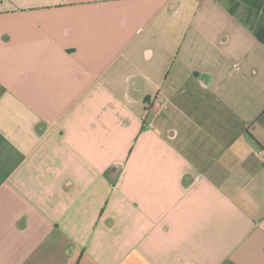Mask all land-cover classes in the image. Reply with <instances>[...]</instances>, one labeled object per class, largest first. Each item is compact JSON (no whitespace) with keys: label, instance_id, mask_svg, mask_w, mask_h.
Segmentation results:
<instances>
[{"label":"crops","instance_id":"1","mask_svg":"<svg viewBox=\"0 0 264 264\" xmlns=\"http://www.w3.org/2000/svg\"><path fill=\"white\" fill-rule=\"evenodd\" d=\"M250 36L221 0H0V264H264Z\"/></svg>","mask_w":264,"mask_h":264},{"label":"trees","instance_id":"2","mask_svg":"<svg viewBox=\"0 0 264 264\" xmlns=\"http://www.w3.org/2000/svg\"><path fill=\"white\" fill-rule=\"evenodd\" d=\"M231 15L236 16L264 45V0H224Z\"/></svg>","mask_w":264,"mask_h":264},{"label":"rangeland","instance_id":"3","mask_svg":"<svg viewBox=\"0 0 264 264\" xmlns=\"http://www.w3.org/2000/svg\"><path fill=\"white\" fill-rule=\"evenodd\" d=\"M221 3L223 4V6L227 9L228 11V8L224 2V0H221ZM229 12V11H228ZM236 17V16H235ZM237 18V17H236ZM238 19V18H237ZM252 35V34H250ZM255 36V35H254ZM253 36H250V39L252 40L253 38H251ZM250 40V61H253V59H258V58H261L264 54H263V51L264 50H257V48L255 47V41L256 40V37H254V39L252 40L253 42H251ZM259 49V48H258Z\"/></svg>","mask_w":264,"mask_h":264}]
</instances>
